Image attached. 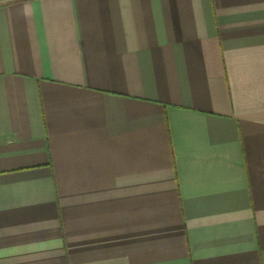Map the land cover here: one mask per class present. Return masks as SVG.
I'll return each instance as SVG.
<instances>
[{
    "label": "crops",
    "instance_id": "obj_1",
    "mask_svg": "<svg viewBox=\"0 0 264 264\" xmlns=\"http://www.w3.org/2000/svg\"><path fill=\"white\" fill-rule=\"evenodd\" d=\"M0 264H264V0H0Z\"/></svg>",
    "mask_w": 264,
    "mask_h": 264
}]
</instances>
